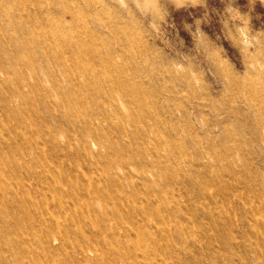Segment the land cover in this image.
<instances>
[{
	"label": "rangeland",
	"instance_id": "rangeland-1",
	"mask_svg": "<svg viewBox=\"0 0 264 264\" xmlns=\"http://www.w3.org/2000/svg\"><path fill=\"white\" fill-rule=\"evenodd\" d=\"M20 1L0 0V150L21 128L54 131L60 148L43 147L52 173L40 164V180L48 188L74 166L69 174L102 199L82 212L83 233L96 241L93 221L111 244L85 261L74 238L58 240L55 256L23 241L8 263L264 264V0ZM131 51L153 71L135 69L137 82L81 78L76 98L47 78L91 52L88 69L134 67ZM36 78L43 92L25 86ZM93 112L118 116L114 129L88 126ZM88 131L97 136L89 153L78 146Z\"/></svg>",
	"mask_w": 264,
	"mask_h": 264
},
{
	"label": "bare ground",
	"instance_id": "bare-ground-1",
	"mask_svg": "<svg viewBox=\"0 0 264 264\" xmlns=\"http://www.w3.org/2000/svg\"><path fill=\"white\" fill-rule=\"evenodd\" d=\"M18 1L17 3L16 0L14 6L18 9H23L25 6L22 1ZM2 12H6V10L1 8L0 2V14ZM8 23L10 24L11 22L8 21ZM58 23L63 25L64 21H58ZM78 35L79 33L76 36ZM67 41L69 42L70 38H67ZM126 43L127 48L128 45L130 48L132 47L130 38L126 40ZM116 47L117 44L113 46L114 52H116ZM43 51L47 56L55 52L52 47H46ZM126 51L122 47L118 52L125 54ZM131 52L132 56L130 59L135 62L134 67L136 68L129 62L119 65L112 60L110 62L101 61L100 65L95 64L93 69H88L87 63L92 62L90 58L94 54V52H91L87 54L89 57L87 55H75L73 57L74 61L65 59L55 66L52 65V73L47 74V78L51 83L55 84L56 89L59 91L64 90L62 81H66L69 89L77 98L84 90L80 82L81 78H88V81L97 80L102 85L103 82L113 81L115 76L117 77V75L122 73L128 74L131 80L136 81L133 73L135 69L145 73H153L151 69H148V64L145 60L137 59L138 54L135 51ZM25 86L38 91L44 90L45 87L38 78H36L34 85L26 84ZM140 87L142 86L140 85ZM133 88L135 87L133 86ZM21 90L22 88L18 90V96L26 102V105H30ZM113 90L120 92L121 87L119 85L115 86ZM44 96L48 102L50 96L47 93ZM9 104L11 108L12 104L8 99ZM104 113L96 114L93 112L88 114L85 118L86 124L90 127L96 124L100 128L101 126L105 128L106 124L107 128L114 129L112 120L118 116ZM112 114L116 115L114 111ZM55 115L56 122L59 124L63 123V118L59 117L58 114ZM27 131H29L27 128H21L19 135H13L6 141L8 145L7 152L0 150V264H9L6 253H13L18 249L21 250L23 241L28 249H37L46 255L55 256L58 251L55 244L58 243V240L69 241L71 238H74V242L78 243L83 259L89 261V252L96 253L98 256L104 250L105 245L111 244L108 240L106 229L103 232L101 228L96 227L93 221L90 223H92L91 228L95 229L94 232L98 236H95L96 241L94 238L87 239L83 233L82 212L87 209L91 210L93 208L92 202L95 199L102 200L99 197L101 194L83 185L79 176L69 174V170L74 166H70L65 175L61 174L53 177V181L52 176H50L48 179L52 182L48 188H45L36 171L41 164L45 172L52 173L49 169L50 153L44 151L43 147H47L46 145L51 143L55 145V150L58 151L60 146L57 143V136L54 131L49 129L40 131V128L35 129L33 127L31 128L33 136H29ZM95 138H97L95 133L88 131L87 135L79 138L78 146L84 152L89 153L91 147L89 141L95 142ZM30 153L34 156L33 158H30ZM75 153L76 151L70 141L68 144V155ZM43 181L46 182L45 179ZM87 197L89 199L85 201ZM97 203L99 206L100 202L97 201ZM41 206L43 216L41 220H37L34 216V211H37V208ZM72 222L77 224L75 229H61V225Z\"/></svg>",
	"mask_w": 264,
	"mask_h": 264
}]
</instances>
